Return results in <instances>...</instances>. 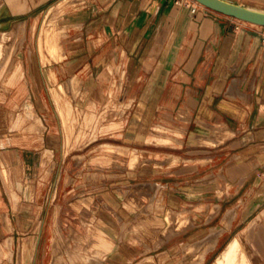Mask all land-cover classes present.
Masks as SVG:
<instances>
[{"label":"crops","instance_id":"obj_1","mask_svg":"<svg viewBox=\"0 0 264 264\" xmlns=\"http://www.w3.org/2000/svg\"><path fill=\"white\" fill-rule=\"evenodd\" d=\"M73 1L0 0V28L24 23L22 47L37 49L21 64L37 81L30 97L42 124L33 147L1 150L11 167H0V239L11 236L21 254L27 242V264H44L42 242L54 238L57 223L71 222L81 201L72 200L90 193L98 210L104 205L99 191L106 188L114 197L108 206L124 214L141 185L152 184L163 205L161 232L171 240L190 243L212 228L222 230L198 264H216L235 237L246 263L264 264V27L203 5L191 11V0ZM232 1L264 10V0ZM44 28L61 53L40 52ZM43 70L57 84L77 76L79 88L66 95L79 110L80 126L87 128L88 111L97 113L95 139L80 134L66 150ZM94 142L96 159L89 148ZM132 153L139 154L137 163ZM8 182L17 187L16 209ZM170 211L177 215L168 235ZM14 249L7 264H18Z\"/></svg>","mask_w":264,"mask_h":264},{"label":"rangeland","instance_id":"obj_2","mask_svg":"<svg viewBox=\"0 0 264 264\" xmlns=\"http://www.w3.org/2000/svg\"><path fill=\"white\" fill-rule=\"evenodd\" d=\"M16 22L11 21L7 26L0 28V49L3 52V55L0 54V67H2L0 71V157L3 160L5 157L1 150L5 149L4 147L10 148L13 146V148H18V145L33 147L34 144L31 141L38 139L41 136L39 132L42 130L40 121L37 125L33 124L36 120V115L33 112V101L30 97L37 81L32 79L31 69L28 65L21 64L23 56L32 54L33 50L37 51V49L32 46L29 48L22 47L25 39L24 32H19L15 35L10 33ZM46 32L50 33L48 28H44L42 31L43 35L39 48L41 53L45 51L51 55L58 54V51L61 53L59 47L57 50L54 37L49 41ZM49 43L50 46L48 45ZM54 46H56V49ZM14 69H16L15 77L13 76ZM45 71L43 70V72ZM51 74V71L49 76L45 74V89L49 88L53 94L54 101H56L54 97V89H56L71 103L69 110L67 107H59L57 104L62 117L61 123L63 127L61 129L66 139V150L69 151L73 147L71 142L79 139L80 134L84 137L85 133L88 132V137H91L88 141L95 139L98 128L94 127L92 123L95 120L94 114L97 113L88 111L87 119L83 118L88 123L87 128L80 126L79 110L74 109L75 105L72 98L66 95L69 90L79 88V84H77L79 79H76L77 76L75 75L73 79L57 84L55 80L50 79ZM75 82L76 85L74 87ZM72 107L75 116L71 111ZM89 108H92L91 105H89ZM71 118H73L72 121H69ZM117 125L119 126V124H114V126L108 127L111 129L112 127L117 128ZM97 144L98 142H94L89 146V148L94 149V155L99 150V147L96 148ZM101 147L111 150L115 149L119 153H126L128 150L126 147H115L112 144H104ZM138 155L137 153H132L136 163L139 161ZM93 159H96V155ZM48 161L49 155L48 151H46L43 166L48 167ZM94 163H96V160L92 162V165ZM1 167L9 168L11 165L4 160V164ZM18 167L22 169L21 164ZM8 184L12 185L13 182H8ZM151 185H141L144 189L139 191L138 197L129 199V204L124 210V214L118 211L115 212L114 208L108 206L107 200L111 201L114 197L111 191L109 192L106 188L99 191V199L104 202V205L102 207L99 206L98 210L96 207H92L95 201L91 198L90 193L80 195V197L72 200V202L78 199L81 201L80 203H74V213L71 222L66 225L57 223L54 238L47 241V243L42 242L41 248L46 246L48 251L44 264H72L68 255V247H75L76 250L81 251L83 255L89 258V263L92 262V264H186V261H188L186 259H192L195 255L198 256L202 249L204 251L210 249L212 244L209 243L214 242V240L208 242L203 239L194 249H192L193 247L189 249L190 253L187 255L183 246L185 244H193L196 240L194 242L189 240L190 243L182 239L171 240L170 236H166L165 233L161 232L163 224H161L160 215L163 213L161 210L163 205L160 203V199L156 198L160 196L159 192L157 189L151 188ZM139 187H137V190L140 189ZM12 188L16 190L14 191L18 198L16 204L13 202L9 191L8 194L13 202L14 209H16L19 204V195L17 187L12 185ZM12 188L9 187L10 190ZM152 196H155V199H152ZM152 207H154L153 210ZM156 209L160 210L157 211ZM97 212L99 213L98 217H96ZM126 212L131 215L128 216ZM166 214L164 220L167 223ZM173 214L177 215L175 212ZM117 215L122 217V225L118 223ZM170 231H173V229ZM3 240L0 239V242H3ZM143 243L148 245V248ZM25 244L28 248L27 242L22 243L20 248ZM103 244L105 245L103 246ZM15 246L18 245L16 244ZM14 250V260L19 258V264H27L28 257L23 256L20 250L19 252L16 251V248ZM7 262V257L3 256L0 264H7Z\"/></svg>","mask_w":264,"mask_h":264},{"label":"bare ground","instance_id":"obj_3","mask_svg":"<svg viewBox=\"0 0 264 264\" xmlns=\"http://www.w3.org/2000/svg\"><path fill=\"white\" fill-rule=\"evenodd\" d=\"M69 1V0H68ZM71 1V3H72V0H70ZM75 1V3H76V0H74ZM74 1H73V3H74ZM65 4V2H61V3H59V4H57V5H55V6H53L52 8H51V12L52 13H54V12H56L58 9H60L63 5ZM69 4H70V2H69ZM67 5H68V3H67ZM63 9V8H62ZM52 20H53V18L51 17V19H50V21L49 22H52ZM54 25V24H53ZM24 23H17V24H15L13 27H12V29L10 30V33L11 34H13V35H15L16 33H19V32H24ZM53 30V29H52ZM50 31V30H49ZM54 31V30H53ZM47 33V36H48V38H49V40L52 38L53 39V34L52 33H49L48 34V32H46ZM12 35V36H13ZM14 37V36H13ZM54 48L56 49V46H54ZM57 50H58V47H57ZM41 52V51H40ZM58 53H59V51H58ZM0 54H2L3 55V52H2V50L0 49ZM42 54H44V53H42ZM2 70V67H0V71ZM47 70H48V68H47ZM46 70V71H47ZM54 72V71H53ZM15 73H16V69H14L13 70V76L15 77L16 75H15ZM45 74H46V72H45ZM13 77V78H14ZM49 78V77H48ZM54 78V74L52 73L51 74V77H50V79H53ZM54 82V81H53ZM49 83V82H48ZM57 85V84H56ZM75 85H76V82H75V84H74V87H75ZM55 87V86H54ZM54 97H55V100H56V102H57V104L59 105V107H67L68 109L70 108V106H71V103L69 102V100H67V99H65L64 97H63V95L62 94H60V92L59 91H57L56 89H54ZM38 122H39V118L36 116V120L33 122V124H38ZM215 129H217V128H215ZM171 130V129H170ZM212 129H210V131H211ZM220 130V129H219ZM218 130V131H219ZM178 131V130H177ZM221 131V130H220ZM174 132V131H173ZM181 132V131H180ZM176 133V132H175ZM178 133V132H177ZM217 133V132H216ZM225 137V136H224ZM48 160V159H47ZM4 164V160L0 157V167H1V165H3ZM5 169V168H4ZM8 191L10 192V194H11V198H12V200H13V202L16 204L17 203V196H16V193L13 191V190H10L9 188H8ZM154 197H152V199H153ZM155 199V198H154ZM151 207V206H150ZM153 208L154 207H152V210H153ZM156 208H158V207H156ZM159 208H160V206H159ZM218 208V207H217ZM148 209H149V207H148ZM151 210V209H150ZM157 210V209H156ZM158 210H160V209H158ZM157 210V211H158ZM161 210H162V206H161ZM218 210V209H217ZM215 211H216V209H215ZM232 211V210H231ZM235 211V210H234ZM159 212H161V211H159ZM228 213H229V211H228ZM233 213V212H232ZM55 215V214H54ZM159 215V214H158ZM231 215L232 214H230L229 213V216H227V215H225V216H227V218H226V220H225V222H226V225H228L229 226V221H230V217H231ZM166 216H167V225H168V227H167V233L166 234H169L171 231L170 230H172V227L171 226H173L172 225V223H173V221L175 220V214H173V212H167V214H166ZM233 216V215H232ZM259 217V216H258ZM155 219V218H154ZM258 219V218H257ZM223 220V221H224ZM8 222V221H7ZM6 222V223H7ZM257 222V221H256ZM175 223V222H174ZM223 224H224V222H223ZM225 225V224H224ZM223 225V226H224ZM6 229L8 230V229H11V226H10V224L9 223H7V225H6ZM227 227V226H226ZM247 228V227H246ZM249 230V229H248ZM221 229H219V228H214V229H211V231H210V233H208V236H207V238H205L204 237V239H206L208 242L209 241H211V240H214V242H212V243H209V244H212L211 246H210V249H211V247L213 248L214 247V245H215V243H216V241H217V238H218V235L221 233ZM242 233H240V235H241ZM214 236V237H213ZM242 236H244V235H242ZM250 236H252V235H250ZM244 237H246V236H244ZM257 237V236H256ZM104 238V237H103ZM240 238V237H239ZM239 238H236L235 237V239L230 243V245L228 246V248H227V250L223 253V255L217 260V263L218 264H248L249 262H247L246 263V261L242 258V256H240L239 255V253H240V248H241V243H240V239ZM261 239V238H260ZM203 239H199V240H196L193 244H185L184 246H183V248L186 250V254L188 255L189 253H190V250L189 249H191L192 247V249H194V247H196V245L197 244H199L201 241H202ZM247 240V239H246ZM258 240V239H257ZM23 243H26V242H23ZM109 243H111L110 241H109ZM253 243V242H252ZM227 244V243H226ZM22 245V244H21ZM105 244H103V246H104ZM262 245V244H261ZM209 246V245H208ZM250 246H251V243H250ZM190 247V248H189ZM97 248V247H96ZM103 248V247H102ZM207 248H209V247H207ZM206 248V249H207ZM210 249H208V250H210ZM98 250V249H97ZM207 250V251H208ZM12 251H13V247H12V241H11V236L10 237H8L7 239H5L3 242H0V261L2 260V257L3 256H6L7 257V259L8 260H11V255H12ZM192 251V250H191ZM207 251H204L203 249H202V251H200V253L198 254V256H196L195 255V257H193L192 259H186V260H188V261H186V264H198V263H200V261L203 259V257H204V254L207 252ZM253 253V252H252ZM258 253V252H257ZM22 255L23 256H26L27 255V245L25 244L23 247H22ZM68 255H69V257H70V260H71V263L72 264H92V262H90L89 263V258L88 257H86L85 255H83L82 254V252L81 251H79V250H76V248L74 247V248H72V247H68ZM244 257V256H243ZM246 258V257H245ZM253 261H255V260H253ZM258 261V260H257ZM19 262H20V260H19V258H18V264H19ZM216 263V264H217ZM254 263V262H253ZM255 263H257V262H255ZM254 263V264H255ZM258 264V263H257Z\"/></svg>","mask_w":264,"mask_h":264},{"label":"water","instance_id":"obj_4","mask_svg":"<svg viewBox=\"0 0 264 264\" xmlns=\"http://www.w3.org/2000/svg\"><path fill=\"white\" fill-rule=\"evenodd\" d=\"M199 4L255 25L264 27V10L253 8L232 0H195Z\"/></svg>","mask_w":264,"mask_h":264},{"label":"built area","instance_id":"obj_5","mask_svg":"<svg viewBox=\"0 0 264 264\" xmlns=\"http://www.w3.org/2000/svg\"><path fill=\"white\" fill-rule=\"evenodd\" d=\"M180 1H183V0H176V2H180ZM191 1H192V3H194V4L191 5V11H195V9L197 7L196 5H201V4H199L195 0H191Z\"/></svg>","mask_w":264,"mask_h":264}]
</instances>
